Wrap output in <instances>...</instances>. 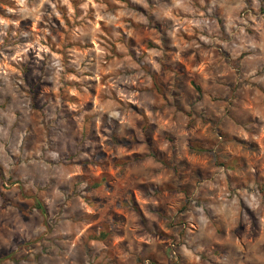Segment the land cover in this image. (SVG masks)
I'll return each instance as SVG.
<instances>
[{
	"label": "clouds",
	"instance_id": "obj_1",
	"mask_svg": "<svg viewBox=\"0 0 264 264\" xmlns=\"http://www.w3.org/2000/svg\"><path fill=\"white\" fill-rule=\"evenodd\" d=\"M0 264H264V0H0Z\"/></svg>",
	"mask_w": 264,
	"mask_h": 264
}]
</instances>
